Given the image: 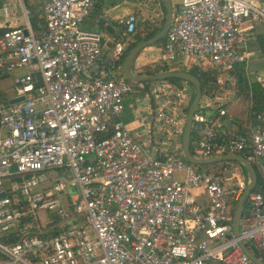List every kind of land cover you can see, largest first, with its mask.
<instances>
[{
  "label": "built area",
  "instance_id": "1",
  "mask_svg": "<svg viewBox=\"0 0 264 264\" xmlns=\"http://www.w3.org/2000/svg\"><path fill=\"white\" fill-rule=\"evenodd\" d=\"M97 4L40 0L36 32L17 0L21 23L0 34V79L11 76L10 94L0 96V264H255L239 240L264 262V72L253 73L263 106L241 122L244 131L221 119L236 93L234 68L251 56L253 23L264 22V0H173L154 61L213 72L191 118L194 157L250 149L258 181L237 236L228 205L247 178L237 166L221 174L181 158L187 87L123 78L118 60L137 19L129 12L118 20L104 55L101 34L82 26ZM2 15L14 16L10 7ZM130 94L149 116L143 141L121 119Z\"/></svg>",
  "mask_w": 264,
  "mask_h": 264
},
{
  "label": "crops",
  "instance_id": "2",
  "mask_svg": "<svg viewBox=\"0 0 264 264\" xmlns=\"http://www.w3.org/2000/svg\"><path fill=\"white\" fill-rule=\"evenodd\" d=\"M103 1L104 0L98 1V4L90 11L89 15L84 19L83 24L91 26L93 24H96V28L90 27L88 29H93L99 32L101 36H103L105 44L102 47V52L103 54H105L107 53L106 46H108V43H111V39L115 35L114 27L118 26L119 16H113V14L110 15L109 8H104ZM9 4H11L10 0H0L1 8L10 7L14 14V16L9 18H4L2 15V19H0V28H4V30L9 26L17 25L11 23L12 20L18 17V14L13 11L14 8ZM18 19L20 18L18 17ZM100 20L102 21L103 29H100L98 27V21ZM262 43H264V22H255L253 23V27L250 30V39L247 42V48L251 51V56L246 62L238 64L234 68L235 78L237 76V69L241 68L244 72L247 84L249 86L250 83L253 82L252 77L254 72H264V54L262 52ZM238 94L239 88L236 82V93L233 97H228L227 101L225 102L226 113L225 116L221 118L225 122V125L231 130H233L236 126H239L243 121H252V119L248 115L250 102L249 99H242V97ZM138 112L146 113L145 111L141 110L140 105L135 103L134 100H131L130 96H126L123 101V111L121 113V119L125 123L126 127L131 130L133 136H135L137 140L143 141L146 140L148 137L147 127L149 116H139ZM140 119L143 120L142 123H140Z\"/></svg>",
  "mask_w": 264,
  "mask_h": 264
},
{
  "label": "water",
  "instance_id": "3",
  "mask_svg": "<svg viewBox=\"0 0 264 264\" xmlns=\"http://www.w3.org/2000/svg\"><path fill=\"white\" fill-rule=\"evenodd\" d=\"M162 3L164 5V11H165L162 26L160 27L158 32H156V34H154L152 37L147 38L141 42H138L125 53L120 63V74L126 80L137 82V83L175 78V79L188 82L192 85L193 95H192V98L186 110L184 126H183V130L181 134V142H180L181 154L183 158L185 159V161L192 165H206V164H212V163L222 162V161H235V162L240 163L243 166V169L247 176V184L235 206V209L232 215V232L235 236H237L238 235V230H237L238 221H239L242 209L244 207L245 198L248 192L251 189H253L257 183L256 172L251 162L248 159H246L240 154L229 152L228 148L225 149L226 151L225 154L214 156V157H209V158H196L189 151L188 141H189L190 130H191V118H192V114L195 109V105L200 95L201 86H200L199 81L193 74L183 69L163 71V72H158L156 74H151V75H137L131 71V63H132L134 56L144 47L151 45V44H155L160 38H162L169 26L171 12H172V4L170 0H162ZM33 75L35 76L34 86L37 87L41 85V79H40L39 72L34 71ZM22 99H23V96L20 95L17 97L7 99V103L13 104ZM2 195H3V192H0V196ZM238 244L243 250V252L255 264H264L262 260L254 256L250 251H248L245 245L240 240L238 241Z\"/></svg>",
  "mask_w": 264,
  "mask_h": 264
},
{
  "label": "rangeland",
  "instance_id": "4",
  "mask_svg": "<svg viewBox=\"0 0 264 264\" xmlns=\"http://www.w3.org/2000/svg\"><path fill=\"white\" fill-rule=\"evenodd\" d=\"M171 3L173 0H170ZM11 5L15 11L16 14H18V6H17V1L16 0H10ZM104 8L107 9L109 8V12L110 15L113 14V16H119V19H122L127 13L129 12H133L136 19H137V23H136V27H135V34L130 35L129 38L127 39V43L129 42H133L136 36L142 37L144 35H146L148 32H150L152 29L157 28L160 23L161 20L164 16L163 13V7L161 4V0H104ZM0 19H2V8L0 6ZM12 24H20L21 20L18 19V17H16L14 20L11 21ZM82 26H84L85 28H96V24L91 25H87V24H83ZM107 39V37H106ZM109 41V39H108ZM106 46V45H105ZM106 51L107 53H105L104 55H109L111 53V43H108V46H106ZM160 52V47L154 44L148 45L146 47H144L143 49H141L133 58L132 63H131V71L133 73H142L146 68L150 69V68H154L155 66V59L158 57ZM30 68V67H29ZM170 68H174V69H180V70H184V68L182 66H173V67H167V69ZM28 68H20L17 69L15 71V73H23L25 72V70H27ZM191 70V68H187L186 69ZM10 84H11V77L10 75L7 77H2L0 79V96L1 97H7L8 94H10ZM176 84H183L187 87V96L189 97V99L191 100L192 98V86H190L189 84L185 83V82H181V83H176ZM145 85V84H143ZM142 92L141 94H137V98L139 99L142 96ZM131 97V100H134L135 95L130 94L128 95ZM189 100V101H190ZM139 105V104H138ZM188 106V105H187ZM187 110V107L185 109V112ZM139 116H144L147 117L148 114L144 113V112H138ZM144 127V126H143ZM181 142V137L178 140V143L180 144ZM214 164V163H213ZM216 169L219 168V165H221V162H216ZM236 165V163L234 164H229L227 166V172L231 169H233V167ZM174 175H177V172L174 173ZM5 184V183H3ZM2 188V187H0ZM236 204L235 203H231L228 205V211L230 214H233V211L235 209ZM44 214L42 212H39V218L41 221H44ZM239 228H241V225L239 224ZM250 250L253 253H256L255 249L250 248Z\"/></svg>",
  "mask_w": 264,
  "mask_h": 264
},
{
  "label": "trees",
  "instance_id": "5",
  "mask_svg": "<svg viewBox=\"0 0 264 264\" xmlns=\"http://www.w3.org/2000/svg\"><path fill=\"white\" fill-rule=\"evenodd\" d=\"M23 5L26 8V10H28V20H29V23H30L32 29H34L36 32H38L42 28V18H41V15H40L41 14L40 13V0H23ZM162 7H163V13H164L165 11H164V5L163 4H162ZM163 20H164V16H163V18L161 20L160 25L157 28L152 29L146 35H144L142 37H139V36L135 35L136 39L133 42H130V43L128 42L127 43L122 55L120 56V58L118 60V64L120 65L123 56L125 55V53L132 46H134L138 42H141V41H143V40H145L147 38L152 37L154 34H156V32H158V30L162 26ZM98 27L100 29H103L101 20L98 21ZM3 31H4V28H0V34ZM134 34H135V32L133 33V35ZM163 40H164V36L162 38H160L154 45H157V46H159L161 48ZM104 44H105L104 38H103V36H101V46L103 47ZM262 52L264 54V43H262ZM161 70L162 71H169V70H180V69H174V68L161 69V68H157V67L150 68V69L146 68L142 73H139V75L156 74V73L160 72ZM188 72L193 74L197 78V80L199 81L201 87L204 85V83L208 79H212V77H213V72L210 69L199 70V69H196V68H191V70H188ZM236 75H237L236 76V82H237V85H238V88H239V94L238 95L241 96L242 99H247V100L249 99L250 102H249L248 115L253 120V118H254L253 113L258 112L263 106V98H262L261 89L258 86V84L256 82H254V81L250 83V86L247 84V80H246L244 72H243V70L241 68L237 69ZM166 81H168L170 83L185 82L183 80H179V79H175V78H169V79H166ZM148 82H150V81H148ZM148 82H141V83L142 84H146ZM185 83H187L190 86H192L188 82H185ZM248 92H249L250 95L248 94ZM192 95H193V88H192ZM225 107H226L225 104L222 105V108L224 110L226 109ZM233 130L235 132H238V133H241V132L244 131L239 126H236ZM243 154H244L245 157H248L250 155V149H249L248 146L245 148ZM181 158H183V157L181 156ZM234 163H236L235 166L238 167L241 175L244 178H247L246 173H245V171L243 169V166L240 163L235 162V161H222L221 165H219L218 169H216L215 163L214 164L213 163L212 164H206V165H193V166L195 168L199 169V170H205V171H208V172H214V173H221L222 174L223 168L225 166H228L229 164H234ZM252 166L254 167V164H252ZM256 177H257V181H258L257 173H256ZM253 254L256 257H258V255L256 253H253Z\"/></svg>",
  "mask_w": 264,
  "mask_h": 264
}]
</instances>
